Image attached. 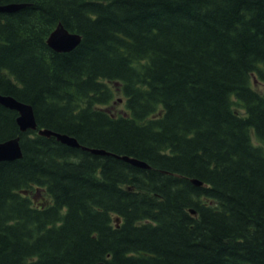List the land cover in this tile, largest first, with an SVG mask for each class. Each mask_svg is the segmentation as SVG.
<instances>
[{"label":"trees","instance_id":"16d2710c","mask_svg":"<svg viewBox=\"0 0 264 264\" xmlns=\"http://www.w3.org/2000/svg\"><path fill=\"white\" fill-rule=\"evenodd\" d=\"M11 2L0 93L111 155L0 104V264H264V0Z\"/></svg>","mask_w":264,"mask_h":264},{"label":"water","instance_id":"95a60500","mask_svg":"<svg viewBox=\"0 0 264 264\" xmlns=\"http://www.w3.org/2000/svg\"><path fill=\"white\" fill-rule=\"evenodd\" d=\"M26 5H27L26 3H18V2L0 4V12L13 13L24 8ZM80 42H81V35L76 32H71L62 24H59L51 32L48 38L49 46L57 52L72 51L80 44ZM0 104L5 106L6 108L18 112L17 123L22 132L38 129V122L32 105L22 102L12 95H5L1 93H0ZM38 132L40 135H44L48 137L54 136L63 144H66L71 147L82 148L83 150L90 151L94 154L111 155V153L106 150L83 146L79 143L77 138L68 134L55 132L50 129H39ZM22 157H23V149L21 145L20 136L10 138L5 141H0V161H13L20 159ZM118 157L137 167L145 168V169L150 168V166L142 160L131 158L127 155L118 156ZM193 182L198 186L203 185V182L197 179H194ZM117 222H119V219H117ZM97 264H106V263L99 262Z\"/></svg>","mask_w":264,"mask_h":264},{"label":"rangeland","instance_id":"374dc122","mask_svg":"<svg viewBox=\"0 0 264 264\" xmlns=\"http://www.w3.org/2000/svg\"><path fill=\"white\" fill-rule=\"evenodd\" d=\"M254 87L260 91V92H264V81H257L255 84H254ZM119 97V96H118ZM125 107H124V103L122 102H119L117 104L114 105V110H117V111H120V110H123Z\"/></svg>","mask_w":264,"mask_h":264}]
</instances>
